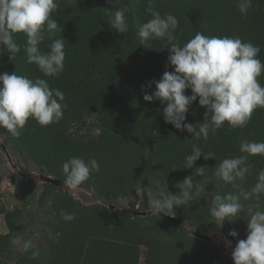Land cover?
I'll use <instances>...</instances> for the list:
<instances>
[{
    "label": "trees",
    "instance_id": "obj_1",
    "mask_svg": "<svg viewBox=\"0 0 264 264\" xmlns=\"http://www.w3.org/2000/svg\"><path fill=\"white\" fill-rule=\"evenodd\" d=\"M57 3L59 10L52 15L63 31L46 37L40 47L47 52L53 39H65L66 58L59 76L45 77L37 65L27 62L24 33L14 34L21 51L13 60L6 47L0 45V74L16 71L32 79H47L51 88L64 92L67 103L58 123L41 126L29 118L19 137L4 129L8 137L3 147L13 145L26 153L38 168L52 175L53 182L44 179L39 195L29 183L21 185L22 206L14 210H8L0 200V216H4L8 228V233L0 235V264H140L142 248H147L145 264H231L223 250L211 245L208 238H201L208 237L207 228L231 231V221L222 225L211 215L205 183L212 182L221 196L237 194L240 202L255 204L264 211V194L244 199L245 193L257 183V174L264 169V156H249L252 167L243 182L237 181L238 189L214 175L220 161L242 155L240 140L264 141V108L255 110L246 127L231 128L225 122L215 134L210 132L207 140L176 129L164 120L166 104L143 99L144 92L155 91V83L148 88V82L159 81L165 71H174L168 61L170 45L164 40L140 44L138 26L151 19L146 11L148 0H112L111 4L108 0H57ZM153 3L162 16L170 13L179 20L175 35L181 46L196 32L206 36H239L260 47L258 58L264 62V0H253L246 16L240 13L238 0H153ZM125 5L129 8L128 32L123 34L110 28V18ZM258 80L264 85V73ZM185 95H192L191 89H186ZM198 99L189 108L185 123L204 122L206 108L199 105ZM211 115L208 113L209 119ZM83 128L87 132L83 133ZM193 144L204 152L214 153L216 159H204L202 154L193 168H183ZM74 156L99 162L100 171L82 185L93 189L98 200L107 204L139 190L144 195L154 193L157 181L164 179L168 191L178 194L180 190L174 185L186 176H193L194 183L205 186V193L194 198L191 205L174 207L177 221L160 215L159 219L149 217L151 226L135 225L124 212L103 204L86 206L64 190L62 164ZM196 167H204V174L197 175ZM1 183L0 177V188ZM34 199L48 216V231L39 244L33 241L40 250L36 258L31 250L20 251L11 244L15 236L23 235L21 220ZM61 210L74 213L75 219L63 220ZM162 224L169 227L173 240L163 235ZM185 225L194 232H189ZM154 233L173 247L165 248V263H161L162 255L157 253L160 239L154 238ZM25 238L32 239L29 235Z\"/></svg>",
    "mask_w": 264,
    "mask_h": 264
},
{
    "label": "clouds",
    "instance_id": "obj_2",
    "mask_svg": "<svg viewBox=\"0 0 264 264\" xmlns=\"http://www.w3.org/2000/svg\"><path fill=\"white\" fill-rule=\"evenodd\" d=\"M252 6L253 0H238L237 3L240 13L245 16ZM58 10L57 0H0V45L6 47L10 59L21 51L14 34L24 33L26 43L23 50L27 62L37 65L45 77H56L63 72L65 39H53L47 52L40 47L46 37H54L63 31L52 15ZM128 11L127 5L115 10L110 18V28L126 34ZM146 11L151 19L138 26L140 44L164 40L170 45L168 61L174 71H165L159 81L148 82V88L155 83V91L151 94L144 92L143 99L147 102L160 100L161 104H166L163 109L165 122L178 130H186L197 139L207 140L209 133L215 134L225 122L231 128L246 127L255 110L264 108V85L258 80L264 73V62L258 58L260 47L239 36H206L201 32H196L181 46L175 35L179 26L177 17L170 13L162 16L155 9L153 0H148ZM186 89H191L192 95H185ZM197 98L199 105L206 108L205 120L197 125L185 123L186 114ZM66 108L64 92L51 88L47 79H32L18 75L16 71L0 74V128L7 129L12 136L21 135L29 118L41 126L58 123ZM208 113L212 114L210 119ZM239 150L242 155L223 159L216 165L214 173L218 179L237 189V181L243 182L252 167L248 163L249 156H264V141L240 140ZM202 154L204 159H216L214 153L204 152L193 144L183 168H193ZM62 171L65 174L63 185L72 191L88 181L93 173L99 172L100 165L95 158L85 160L74 156L63 162ZM195 173L203 175L204 167H196ZM174 187L180 190L178 194L168 191L165 179L157 181L150 200L153 214L175 216L174 207L191 205L194 198L205 193V186L194 183L193 176H186ZM260 194H264V169L259 171L257 183L245 193L244 199ZM242 209L239 195L233 193L215 194L210 203L211 215L222 225L238 218ZM60 216L65 221L75 219L74 213L63 210ZM248 217L247 237L238 241L232 259L234 264H264V211L256 210ZM229 235L237 237L238 233L231 231ZM11 244L25 252L31 250L33 258L40 256L39 248L25 235L15 236Z\"/></svg>",
    "mask_w": 264,
    "mask_h": 264
},
{
    "label": "rangeland",
    "instance_id": "obj_3",
    "mask_svg": "<svg viewBox=\"0 0 264 264\" xmlns=\"http://www.w3.org/2000/svg\"><path fill=\"white\" fill-rule=\"evenodd\" d=\"M94 121L91 120V123ZM88 129L83 128V133L87 132ZM89 133V132H88ZM93 134L97 133L95 127L92 131ZM7 134L3 128H0V177L2 178L1 188H0V200L3 205L8 210H14L22 206L21 199V185L24 183H29L36 189L37 195L41 194L43 191V184L45 183L44 177L48 176L46 171L38 168L32 160H30L26 153H21L22 151L18 148H15L13 145L5 146L3 145L6 142ZM52 177V175H49ZM206 192L207 198L211 202L212 198L217 193V187L212 186V182H206ZM66 190V188H64ZM71 194L76 200L80 201L86 206H92L94 204H103L104 206L114 205L115 209L118 212H124L130 217V222L135 225L151 226L152 222L149 220V217L153 216L156 219H159V216L153 214L150 210V200L153 197V193L149 192L147 195H144L142 191H137L134 195L129 197H123L119 200L112 201L107 204L102 200H98V197L95 194L93 189H88L86 186L81 185L76 190H66ZM243 209L238 218L231 221V231H236L238 233L237 237H232L229 235V232L222 229H206L208 239L211 245L223 250L230 258L231 264H234L232 259V252L241 239H246L248 233V214L259 210L255 204L250 205L246 202H241ZM148 204V208L144 205ZM48 216L44 213V210L41 209L38 203L32 200L30 207L25 210L23 218L21 220V228L23 235H29L32 240L39 244L43 239L42 237L48 231L47 228ZM163 226V235L166 238L173 240L171 235L168 232V226L162 224ZM168 227V228H167ZM185 228L193 233L194 231L189 225H185ZM8 233L7 224L4 216H0V235ZM158 236L160 239L159 244H157L158 255L160 257L161 263H165L166 259L163 256L167 249L173 248L172 246H167L163 240H161L160 234H153L155 238ZM203 240V239H202ZM21 251V249H19ZM147 248H142V256L140 258V264H145Z\"/></svg>",
    "mask_w": 264,
    "mask_h": 264
},
{
    "label": "water",
    "instance_id": "obj_4",
    "mask_svg": "<svg viewBox=\"0 0 264 264\" xmlns=\"http://www.w3.org/2000/svg\"><path fill=\"white\" fill-rule=\"evenodd\" d=\"M44 179L46 181H49V182H53V179L52 177L48 176V177H44ZM109 208L110 209H115V206L114 205H109ZM161 216H163L165 219L169 220V221H177V219L174 217V216H167V215H164L163 213L159 214ZM202 239H206L207 237L206 236H203L201 237Z\"/></svg>",
    "mask_w": 264,
    "mask_h": 264
}]
</instances>
